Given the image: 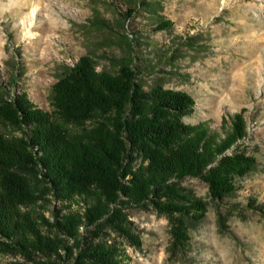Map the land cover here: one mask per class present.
Masks as SVG:
<instances>
[{
  "label": "trees",
  "instance_id": "16d2710c",
  "mask_svg": "<svg viewBox=\"0 0 264 264\" xmlns=\"http://www.w3.org/2000/svg\"><path fill=\"white\" fill-rule=\"evenodd\" d=\"M115 3L126 6L124 23L144 10L159 12L152 0ZM95 23L112 28L100 18ZM171 23L159 21L155 29ZM124 37L125 54L107 56L112 70L99 71L92 54L65 67L53 87L51 111L0 87V252L29 261L44 254L48 262L41 264H124L117 238L142 246L128 211L153 205L169 216L173 253L184 255L207 211L206 201L185 181L206 182L220 204L258 171L257 158L243 144L248 132L242 113L228 115L230 125L219 130L206 121L188 124L195 99L163 82L148 87L156 64L137 52L138 35ZM3 124L19 127L25 138H8ZM42 187L64 204L54 222L24 210L41 199ZM78 199L84 213L71 210ZM243 206L235 203L231 210ZM246 208L263 211L253 199ZM220 221L226 227L223 216Z\"/></svg>",
  "mask_w": 264,
  "mask_h": 264
},
{
  "label": "rangeland",
  "instance_id": "374dc122",
  "mask_svg": "<svg viewBox=\"0 0 264 264\" xmlns=\"http://www.w3.org/2000/svg\"><path fill=\"white\" fill-rule=\"evenodd\" d=\"M152 2L157 15L144 10L124 23L121 13L126 6L115 0H0V87L13 95L26 94L36 106L51 111L53 87L66 66L92 54L99 71H110L107 56L125 54L124 33L138 35L142 46L137 52L157 67V73L147 76V86L163 82L168 89L190 94L196 101L194 113L186 118L191 125L206 121L219 130L222 124L230 125L227 117L242 113L248 132L243 144L257 158L258 171L241 181L233 198L220 204L206 182L185 181L206 201L207 211L192 231L184 255L173 253L166 213L153 205L129 210L142 246L117 238L124 264H264V0ZM97 18L112 28L101 29ZM162 20L172 25L158 31L157 22ZM161 55L165 57L159 63ZM173 58L177 61L170 65ZM1 128L12 140L25 138L17 126ZM2 170L0 166V181ZM27 177L36 183L34 174ZM38 195L41 199L24 210L54 222L55 210L64 204L43 187ZM250 199L263 211L246 208ZM235 203L244 206L232 211ZM72 204V211L85 212L81 199ZM44 261L48 262L44 254L29 261L22 254L0 252V264Z\"/></svg>",
  "mask_w": 264,
  "mask_h": 264
}]
</instances>
